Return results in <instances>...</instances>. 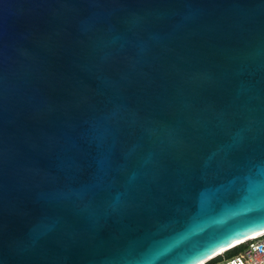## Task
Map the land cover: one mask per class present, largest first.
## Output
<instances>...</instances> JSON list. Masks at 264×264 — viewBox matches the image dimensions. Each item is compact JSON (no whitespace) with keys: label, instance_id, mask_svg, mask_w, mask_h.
I'll list each match as a JSON object with an SVG mask.
<instances>
[{"label":"water","instance_id":"obj_1","mask_svg":"<svg viewBox=\"0 0 264 264\" xmlns=\"http://www.w3.org/2000/svg\"><path fill=\"white\" fill-rule=\"evenodd\" d=\"M264 230V0H0V264H199Z\"/></svg>","mask_w":264,"mask_h":264},{"label":"built area","instance_id":"obj_2","mask_svg":"<svg viewBox=\"0 0 264 264\" xmlns=\"http://www.w3.org/2000/svg\"><path fill=\"white\" fill-rule=\"evenodd\" d=\"M242 243L245 244V246L239 253L211 264H264V233ZM223 253L224 252L206 259L202 264H207L210 259L217 255H223Z\"/></svg>","mask_w":264,"mask_h":264},{"label":"trees","instance_id":"obj_3","mask_svg":"<svg viewBox=\"0 0 264 264\" xmlns=\"http://www.w3.org/2000/svg\"><path fill=\"white\" fill-rule=\"evenodd\" d=\"M244 246H245V244H243V243L237 244L234 247H232V248L224 251L223 255H217L216 257L210 259L208 261V263L213 262V261L217 260L218 258H221L222 259V258L231 257V256L239 253L243 249Z\"/></svg>","mask_w":264,"mask_h":264},{"label":"bare ground","instance_id":"obj_4","mask_svg":"<svg viewBox=\"0 0 264 264\" xmlns=\"http://www.w3.org/2000/svg\"><path fill=\"white\" fill-rule=\"evenodd\" d=\"M261 233H264V230L259 231V232H256V233H254V234H251V235H249V236H247V237H244V238L240 239L239 241H237V242L231 244L230 246L226 247L225 249H222V250L218 251L217 253L213 254L212 256H214V255H216V254H219V253H222V252H224L225 250H227L228 248L234 247L235 245H237V244H239V243H242V242H244V241H246V240H248V239L254 238V237L258 236V235L261 234ZM212 256H210V257H212ZM210 257H209V258H210ZM207 259H208V258H207ZM205 260H206V259H205ZM205 260H204V261H205ZM204 261L200 262L199 264H202Z\"/></svg>","mask_w":264,"mask_h":264},{"label":"rangeland","instance_id":"obj_5","mask_svg":"<svg viewBox=\"0 0 264 264\" xmlns=\"http://www.w3.org/2000/svg\"><path fill=\"white\" fill-rule=\"evenodd\" d=\"M222 259H223V258H222ZM219 260H221V258H218L217 260H215V261H213V262H210V263H208V264H211V263L217 262V261H219Z\"/></svg>","mask_w":264,"mask_h":264}]
</instances>
